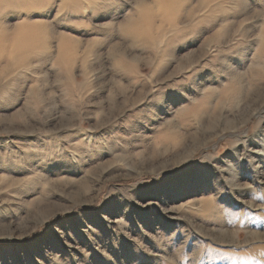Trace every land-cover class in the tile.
<instances>
[{
  "label": "rangeland",
  "instance_id": "obj_1",
  "mask_svg": "<svg viewBox=\"0 0 264 264\" xmlns=\"http://www.w3.org/2000/svg\"><path fill=\"white\" fill-rule=\"evenodd\" d=\"M0 264H264V0H0Z\"/></svg>",
  "mask_w": 264,
  "mask_h": 264
}]
</instances>
